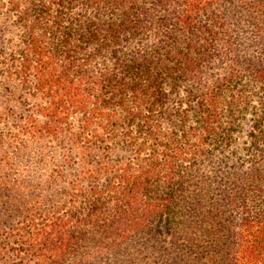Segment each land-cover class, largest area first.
Masks as SVG:
<instances>
[{
	"label": "trees",
	"instance_id": "obj_1",
	"mask_svg": "<svg viewBox=\"0 0 264 264\" xmlns=\"http://www.w3.org/2000/svg\"><path fill=\"white\" fill-rule=\"evenodd\" d=\"M7 8L18 157L62 151L11 182L0 264H264V0Z\"/></svg>",
	"mask_w": 264,
	"mask_h": 264
},
{
	"label": "rangeland",
	"instance_id": "obj_2",
	"mask_svg": "<svg viewBox=\"0 0 264 264\" xmlns=\"http://www.w3.org/2000/svg\"><path fill=\"white\" fill-rule=\"evenodd\" d=\"M5 6L0 10V47L7 51L11 48V12L8 0H2ZM11 81L0 74V242L7 235H11V182L19 175L28 178L32 174L29 169L33 158L40 148L47 154L62 151L57 143L44 142L30 144L31 148L26 154L18 157L15 141L11 135L15 132L13 119L7 111L11 110ZM26 142V141H25Z\"/></svg>",
	"mask_w": 264,
	"mask_h": 264
}]
</instances>
